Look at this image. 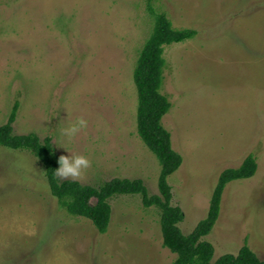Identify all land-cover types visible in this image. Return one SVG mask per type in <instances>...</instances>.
Here are the masks:
<instances>
[{
  "label": "rangeland",
  "instance_id": "obj_1",
  "mask_svg": "<svg viewBox=\"0 0 264 264\" xmlns=\"http://www.w3.org/2000/svg\"><path fill=\"white\" fill-rule=\"evenodd\" d=\"M152 11L196 31L163 50L160 90L171 108L162 122L182 156L166 178L170 203L184 213L178 227L189 234L221 172L252 154L256 173L225 185L203 240L213 261L244 244L264 261V0H0V125L18 101L12 134L49 137L59 157L86 159L81 185L140 179L159 195L161 166L137 133L133 80ZM108 202L101 234L59 206L31 151L0 146V264L172 263L158 207L140 194Z\"/></svg>",
  "mask_w": 264,
  "mask_h": 264
},
{
  "label": "trees",
  "instance_id": "obj_2",
  "mask_svg": "<svg viewBox=\"0 0 264 264\" xmlns=\"http://www.w3.org/2000/svg\"><path fill=\"white\" fill-rule=\"evenodd\" d=\"M151 14L154 17L153 29L138 55L133 80L138 99L137 133L155 154L161 166L159 195L148 196L140 179L115 178L100 187L81 185L73 180L59 182L55 172L59 167V156L50 145V138L46 137L44 142H39L38 136L33 133L12 134L18 101L14 102L7 122L0 125V146L31 151L42 163L49 191L57 199L59 206L69 215L89 219L101 234L107 231L110 222L111 207L108 199L115 194H140L145 207L154 205L160 211L162 245L176 254L171 264H264L246 244L239 248L237 254L226 253L213 261L214 247L203 240L218 218L225 185L229 181L246 179L256 173L258 165L252 154L246 156L239 167L227 168L221 172L212 192L206 217L189 234H183L178 227L184 213L179 206L170 203L171 188L166 178L181 165L182 156L173 149L171 133L162 122L171 108L169 98L160 90L165 67L163 50L167 44L194 37L196 31L189 28L175 29L165 14L153 11Z\"/></svg>",
  "mask_w": 264,
  "mask_h": 264
},
{
  "label": "clouds",
  "instance_id": "obj_3",
  "mask_svg": "<svg viewBox=\"0 0 264 264\" xmlns=\"http://www.w3.org/2000/svg\"><path fill=\"white\" fill-rule=\"evenodd\" d=\"M79 127H83L85 122L81 119L78 122ZM77 130L72 126L66 130V135L71 136ZM59 167L55 170L56 175L61 178H71L73 181L79 180L84 172L90 168L89 162L79 155H61L58 159Z\"/></svg>",
  "mask_w": 264,
  "mask_h": 264
}]
</instances>
